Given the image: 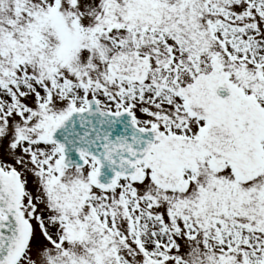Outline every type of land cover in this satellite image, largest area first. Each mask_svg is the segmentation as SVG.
<instances>
[{"label":"snow or ice","instance_id":"obj_1","mask_svg":"<svg viewBox=\"0 0 264 264\" xmlns=\"http://www.w3.org/2000/svg\"><path fill=\"white\" fill-rule=\"evenodd\" d=\"M0 264H264V0H0Z\"/></svg>","mask_w":264,"mask_h":264}]
</instances>
